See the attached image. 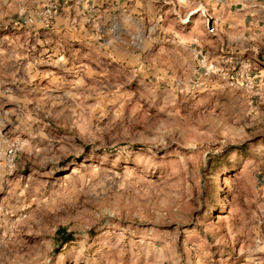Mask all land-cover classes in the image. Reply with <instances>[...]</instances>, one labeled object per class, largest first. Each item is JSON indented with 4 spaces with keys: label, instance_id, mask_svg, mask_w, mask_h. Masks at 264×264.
<instances>
[{
    "label": "rangeland",
    "instance_id": "rangeland-1",
    "mask_svg": "<svg viewBox=\"0 0 264 264\" xmlns=\"http://www.w3.org/2000/svg\"><path fill=\"white\" fill-rule=\"evenodd\" d=\"M131 5L0 0V264H264V85Z\"/></svg>",
    "mask_w": 264,
    "mask_h": 264
},
{
    "label": "crops",
    "instance_id": "crops-1",
    "mask_svg": "<svg viewBox=\"0 0 264 264\" xmlns=\"http://www.w3.org/2000/svg\"><path fill=\"white\" fill-rule=\"evenodd\" d=\"M87 2L91 0H86ZM120 4L123 1L132 2V12L140 14L144 7L155 10L157 22H162L166 27L175 29L188 23L190 12L201 8L207 9L216 25V34L212 40L201 44L192 41L185 43L178 41L187 49L197 50L195 45L205 48L208 57L223 64L217 75H235L233 71L234 60L237 58H251L253 71L251 73L254 83L264 85V56L257 51L260 49L258 40L264 37V0H109ZM183 18H186L183 19ZM180 23V24H179ZM184 28L190 29L189 26ZM183 27L181 30L184 29ZM204 45V46H203ZM210 49L212 52L210 53ZM201 52L203 50H200ZM197 55V54H196ZM259 195L264 204V174L258 178Z\"/></svg>",
    "mask_w": 264,
    "mask_h": 264
},
{
    "label": "built area",
    "instance_id": "built-area-1",
    "mask_svg": "<svg viewBox=\"0 0 264 264\" xmlns=\"http://www.w3.org/2000/svg\"><path fill=\"white\" fill-rule=\"evenodd\" d=\"M218 1V0H217ZM195 12H201V14L204 16L206 24H205V28L208 34L210 35H214L216 34V25L215 22L213 21V19L211 18V16L209 15L207 9H196L192 12H190V14L195 13ZM206 16L210 19V23L208 22V19L206 18ZM223 64L221 63H216L214 61L210 62V64L207 65L206 67V71L204 73L205 76H208L209 74L213 73V74H218L220 73V67H222ZM233 71L235 72V75H231L229 76L230 78V82H229V86H234L235 83L234 82V77L236 78V80L238 78H241L242 81L245 83V87H247L248 89H252L254 86V80L253 77L251 75L252 71H253V61L251 58H237L236 60H234V68ZM12 150L8 151V154H12Z\"/></svg>",
    "mask_w": 264,
    "mask_h": 264
},
{
    "label": "water",
    "instance_id": "water-1",
    "mask_svg": "<svg viewBox=\"0 0 264 264\" xmlns=\"http://www.w3.org/2000/svg\"><path fill=\"white\" fill-rule=\"evenodd\" d=\"M206 18L208 19V22L210 23V19L206 16Z\"/></svg>",
    "mask_w": 264,
    "mask_h": 264
},
{
    "label": "trees",
    "instance_id": "trees-1",
    "mask_svg": "<svg viewBox=\"0 0 264 264\" xmlns=\"http://www.w3.org/2000/svg\"><path fill=\"white\" fill-rule=\"evenodd\" d=\"M59 232H60V230H59Z\"/></svg>",
    "mask_w": 264,
    "mask_h": 264
}]
</instances>
